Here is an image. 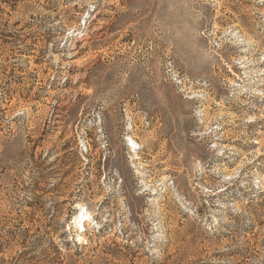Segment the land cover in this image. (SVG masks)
<instances>
[{"label": "rangeland", "instance_id": "rangeland-1", "mask_svg": "<svg viewBox=\"0 0 264 264\" xmlns=\"http://www.w3.org/2000/svg\"><path fill=\"white\" fill-rule=\"evenodd\" d=\"M0 264H264V0H0Z\"/></svg>", "mask_w": 264, "mask_h": 264}, {"label": "bare ground", "instance_id": "bare-ground-1", "mask_svg": "<svg viewBox=\"0 0 264 264\" xmlns=\"http://www.w3.org/2000/svg\"><path fill=\"white\" fill-rule=\"evenodd\" d=\"M82 227V226H81Z\"/></svg>", "mask_w": 264, "mask_h": 264}]
</instances>
